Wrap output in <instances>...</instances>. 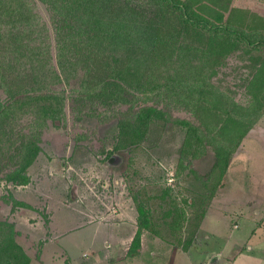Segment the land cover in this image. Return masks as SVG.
<instances>
[{
	"label": "trees",
	"instance_id": "trees-1",
	"mask_svg": "<svg viewBox=\"0 0 264 264\" xmlns=\"http://www.w3.org/2000/svg\"><path fill=\"white\" fill-rule=\"evenodd\" d=\"M42 1L52 10L57 66L50 60L49 44L31 46V38L34 41L37 33L43 32L26 3L0 0L5 23L0 26V86L7 95L0 101V160L6 156L2 165L10 167L6 178L16 183L28 180L26 168L40 149L42 125L65 118L66 98L70 96L86 106L126 105L118 115L115 147L138 142L150 122L157 119L185 125L182 154L196 155L190 151L195 145L212 142L214 161L209 175L217 171L216 185L223 184L232 154L264 114V53L260 52L264 47V17L232 7L231 0H214L213 6L204 3L206 8L214 7L212 17L195 9L196 0ZM241 14L242 23L233 26ZM45 25L43 22L40 27ZM237 42L248 52L252 47L259 49L250 56L248 104L216 93L200 96L224 56L237 48ZM44 55L47 59L38 61ZM24 57L27 66L21 67ZM75 58H82L81 70ZM50 71L57 80H61V73L69 85L79 72L80 83L70 85L69 93L64 94L38 78ZM198 81L202 83L196 84ZM166 96L169 102L192 113L196 107H203L202 116L196 115L202 121L204 116L205 121L208 117L217 120L202 129L189 119L177 118L159 106L167 103ZM18 112L29 114L27 130L17 128ZM213 132L216 134L209 137ZM137 211V230L129 254L138 251L141 231L150 226L149 209L137 203ZM166 215L176 227L186 218L179 206L167 210ZM29 261L15 239L13 225L0 220V264Z\"/></svg>",
	"mask_w": 264,
	"mask_h": 264
},
{
	"label": "rangeland",
	"instance_id": "rangeland-1",
	"mask_svg": "<svg viewBox=\"0 0 264 264\" xmlns=\"http://www.w3.org/2000/svg\"><path fill=\"white\" fill-rule=\"evenodd\" d=\"M23 2L43 32L37 33L34 41L31 38V46L49 44L50 60L57 66L56 42L50 21L52 10L42 0ZM200 4L204 5L197 2L195 9L212 17L214 7L203 6V9ZM1 16L0 26H4ZM241 17L242 14L233 26L242 23L239 21ZM43 22L45 27H40ZM237 44V48L229 51L216 67L200 96L204 94L205 98L216 93L241 105L248 104L251 95L246 83L251 75L250 56L259 49L252 47L248 52L241 42ZM260 52L264 53V47ZM47 57L44 55L38 61ZM25 59L20 61L21 67L27 66ZM75 59L81 70L82 58ZM40 77L50 88L64 94L69 93L70 85L80 83L79 72L73 76L70 85L61 73V80H57L51 71ZM148 96L152 98L153 94ZM6 98V92L0 86V101ZM166 101L165 105L159 106L177 118L189 119L202 129L206 123L212 126L217 120L216 117H208L205 121L206 116L205 120H200L197 116L204 113L201 106L192 113L169 102L167 96ZM125 107V104H120L106 108L91 103L86 106L81 99L67 97L65 118L55 120L56 124L49 120L42 125L38 138L40 149L26 168L28 180L25 183L6 178L5 173L10 167L2 165L7 161L3 155L5 161L0 160V220L13 225L15 239L30 260L39 258L43 249L46 264H52L51 257L62 260L68 256V251L76 260L90 257L96 245L92 244L93 227L88 226L114 220L118 212L122 214L119 216L135 220L137 224V203L149 209L150 226L142 231L152 237L166 239L182 249H187L195 239L208 210H212L208 212V220L212 221L210 225L218 232L227 233L234 226L235 234L241 237H246L251 229V238L264 237V114L232 154L223 184L216 185L217 171L209 175L214 161L212 142L195 145L198 147L194 146L190 151L196 155H183L187 127L174 120L151 121L141 140L115 147L118 115ZM29 119V114L22 116L18 112L15 119L17 128L27 130ZM213 134L216 132L210 133L209 137ZM174 206L185 210L186 218L178 228L171 216L166 215L167 210ZM255 210H259V214ZM78 224L88 226L73 231L69 229ZM67 229L69 232L62 237ZM57 231L61 234L58 235ZM61 243L66 244L69 250L64 246L63 250ZM84 252L87 256L83 255Z\"/></svg>",
	"mask_w": 264,
	"mask_h": 264
},
{
	"label": "crops",
	"instance_id": "crops-1",
	"mask_svg": "<svg viewBox=\"0 0 264 264\" xmlns=\"http://www.w3.org/2000/svg\"><path fill=\"white\" fill-rule=\"evenodd\" d=\"M213 6L214 0H196ZM231 6L241 10L254 11L264 15V0H231ZM208 210L201 220L199 230L195 233V239L187 249H182L170 241L152 237L144 231L140 234V247L138 251L129 254L130 242L137 230L135 220L123 218L119 212L114 220L102 221L101 224L81 225L82 227H93L92 241L95 250L91 256L86 255L84 259L76 260L68 251V258L59 260L58 257H51L52 264H264V237L253 238L252 229L246 237L235 234V227L227 233L218 232L210 224ZM259 214V210H255ZM124 215V214H123ZM51 226L54 227L53 223ZM76 227L69 228L71 231L79 230ZM237 227V226H236ZM65 231L62 237L68 233ZM68 231V232H67ZM200 231V232H199ZM58 233V231H57ZM58 233V235H60ZM59 243V242H58ZM66 250L69 247L61 243ZM45 249H43L44 252ZM64 250V249H63ZM39 258L30 260L29 264H46L44 253ZM70 259V263L67 260ZM66 261V263H65Z\"/></svg>",
	"mask_w": 264,
	"mask_h": 264
}]
</instances>
